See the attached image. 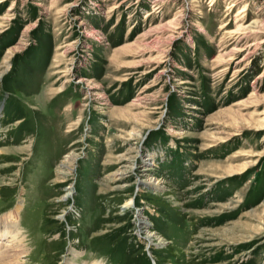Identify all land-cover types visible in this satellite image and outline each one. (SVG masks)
<instances>
[{
	"label": "rangeland",
	"instance_id": "374dc122",
	"mask_svg": "<svg viewBox=\"0 0 264 264\" xmlns=\"http://www.w3.org/2000/svg\"><path fill=\"white\" fill-rule=\"evenodd\" d=\"M19 203L10 264H264V0H0Z\"/></svg>",
	"mask_w": 264,
	"mask_h": 264
},
{
	"label": "bare ground",
	"instance_id": "6f19581e",
	"mask_svg": "<svg viewBox=\"0 0 264 264\" xmlns=\"http://www.w3.org/2000/svg\"><path fill=\"white\" fill-rule=\"evenodd\" d=\"M242 11L243 10L239 12H242ZM73 158L70 155L65 156V161L61 163L59 170L57 172L59 175H62L61 177H59V179L63 180L65 178V176L68 173L67 170H70V172H72L73 167H69V166L74 160ZM69 195H71V186L68 187V190L64 197H68ZM131 205H133V202L131 198H129L122 207H128ZM19 209H20V203L16 205L11 211H9L3 218L0 219V239H3L4 237H9L10 241L14 242L16 247L19 246L21 249H23L24 248L23 239L19 238V228L17 226ZM140 228H143V227H140ZM147 241L150 243L151 242L150 238H147ZM18 255H19V252H15L8 256L5 254L4 256L0 257V264H10V262L15 260L14 258Z\"/></svg>",
	"mask_w": 264,
	"mask_h": 264
}]
</instances>
